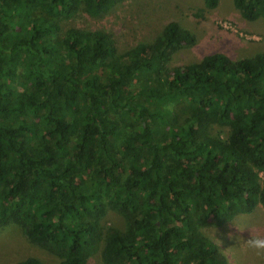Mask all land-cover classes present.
<instances>
[{"label": "trees", "instance_id": "1", "mask_svg": "<svg viewBox=\"0 0 264 264\" xmlns=\"http://www.w3.org/2000/svg\"><path fill=\"white\" fill-rule=\"evenodd\" d=\"M119 2L0 0V229L57 257L16 264H228L203 227L264 206V52L174 65L197 41L178 21L125 51L61 27Z\"/></svg>", "mask_w": 264, "mask_h": 264}, {"label": "rangeland", "instance_id": "2", "mask_svg": "<svg viewBox=\"0 0 264 264\" xmlns=\"http://www.w3.org/2000/svg\"><path fill=\"white\" fill-rule=\"evenodd\" d=\"M178 21L197 36L194 45L176 52L171 63L187 64L204 56L222 52L232 59L264 52V19L244 18L234 0H220L215 9L206 7L204 0H120L109 12L92 16L78 11L61 23L63 30L70 27L100 29L110 33L120 51H125L155 37L168 21ZM264 179V172H262ZM264 183V181H263ZM122 221L115 210L103 218L105 225ZM0 229V264H16L34 255L46 261L57 257L32 244L16 227ZM203 231L226 256L228 264H264V253L257 254L248 246V239L264 236V206L259 203L252 211L233 219L204 224ZM89 264H105L101 250L94 252Z\"/></svg>", "mask_w": 264, "mask_h": 264}, {"label": "clouds", "instance_id": "3", "mask_svg": "<svg viewBox=\"0 0 264 264\" xmlns=\"http://www.w3.org/2000/svg\"><path fill=\"white\" fill-rule=\"evenodd\" d=\"M247 243L251 249L256 250L257 254L264 253V236L257 235L251 237L248 239Z\"/></svg>", "mask_w": 264, "mask_h": 264}]
</instances>
